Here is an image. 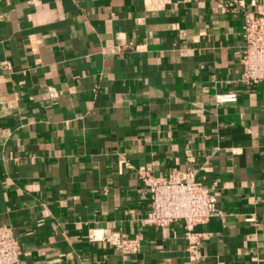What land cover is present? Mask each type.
Returning a JSON list of instances; mask_svg holds the SVG:
<instances>
[{"label": "crops", "instance_id": "crops-1", "mask_svg": "<svg viewBox=\"0 0 264 264\" xmlns=\"http://www.w3.org/2000/svg\"><path fill=\"white\" fill-rule=\"evenodd\" d=\"M246 12L264 0H0V235L21 264H194L182 222L143 225L142 166L216 197L224 216L196 226L195 264H264V82H238Z\"/></svg>", "mask_w": 264, "mask_h": 264}, {"label": "built area", "instance_id": "built-area-1", "mask_svg": "<svg viewBox=\"0 0 264 264\" xmlns=\"http://www.w3.org/2000/svg\"><path fill=\"white\" fill-rule=\"evenodd\" d=\"M237 2H230L229 8H235ZM244 46L241 53V75L238 82L252 87L264 82V15L252 12L244 14ZM51 96L56 97L55 92ZM218 103H235L236 93L217 96ZM151 201V209L142 219L144 226L164 229L175 222L184 225V238L187 252L192 263L201 260L202 235L195 231L196 226L206 224L212 218H222L223 211L218 207L216 197L202 183L192 177L170 174L156 177L149 167L137 170ZM249 221H252L250 219ZM108 241L124 254H137L142 248L139 238L123 239L111 237ZM22 248L20 242L9 231L0 235V264H21Z\"/></svg>", "mask_w": 264, "mask_h": 264}]
</instances>
